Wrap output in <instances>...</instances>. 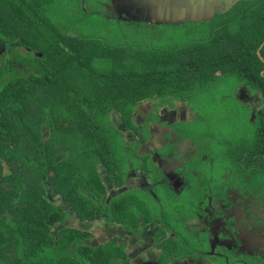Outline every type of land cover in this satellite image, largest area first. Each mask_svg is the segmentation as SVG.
Returning a JSON list of instances; mask_svg holds the SVG:
<instances>
[{"label": "trees", "instance_id": "1", "mask_svg": "<svg viewBox=\"0 0 264 264\" xmlns=\"http://www.w3.org/2000/svg\"><path fill=\"white\" fill-rule=\"evenodd\" d=\"M8 1L0 0V44L16 43L13 50L33 49L38 54L26 68L33 73L30 77L20 75L26 70L23 61L0 58V264H128V245L120 237L91 245L90 232L67 225L69 211L91 222L107 214L129 230L156 224L164 226L165 233L175 228L166 220L162 202L156 212L149 197L142 198L146 192L129 191L108 204L101 167L118 187L126 185L125 166L135 147L127 133L148 135L149 123L140 126L135 120L146 102L153 101L159 110L164 104L174 107L176 101L189 100L195 110V97L231 79L235 86L261 87L264 96V62L257 54L261 49L264 57V0L241 1L235 10L205 23L206 29L190 30L198 34L188 33L189 41L173 48H155L148 38L124 44L80 40L68 34L72 27H66V32L47 28L44 16L56 0H18L19 14ZM65 2L70 8L74 1ZM33 39L46 40L45 49L31 43ZM50 117L57 123H49ZM248 124L252 133L239 137L236 145L232 142V150L238 149L235 161L245 176L250 171L264 174V108ZM180 126L171 132L180 133ZM205 136L223 146L230 143L218 134ZM74 146L76 157L56 160L59 152ZM146 160V166H151L147 156ZM40 170L48 172L44 190L37 186ZM25 172L31 174L28 179L20 176ZM60 183L64 189H58ZM51 196H60L64 203ZM205 216H210L208 210ZM209 230L191 228L185 240L192 241L193 235L199 246L206 247L198 255L200 260L219 261L207 254ZM176 235L179 238L166 245L171 253L179 247H197L183 244L182 229ZM239 257H232L230 263L242 264L244 257Z\"/></svg>", "mask_w": 264, "mask_h": 264}, {"label": "flooded vegetation", "instance_id": "2", "mask_svg": "<svg viewBox=\"0 0 264 264\" xmlns=\"http://www.w3.org/2000/svg\"><path fill=\"white\" fill-rule=\"evenodd\" d=\"M73 1L77 6L81 4L86 11H91L93 14L102 16L104 19L119 21L121 26L138 25L145 27H164L167 26L166 24L178 23L180 20V18H178L179 13H185L180 16L181 20H201L203 17L192 14L188 17L186 16L184 6L188 0H183V3H180L177 0ZM90 1L97 2L98 8H92L89 4ZM235 1L236 0H206V11L204 12V15H212L210 8L215 12H226L232 8ZM76 5L71 6V10H77ZM81 5L80 7L82 8ZM191 5L194 10L195 5L192 3ZM212 5L213 8L211 7ZM196 8V10H202L199 6L198 0H196ZM10 45L8 43L7 45L0 44V58L5 61L12 59L10 58L12 57L10 53L18 46L16 43ZM262 72H264V70H262ZM262 90L261 87L254 88L244 85L232 88V96H236V101L243 107H249L251 109L253 114L250 119L252 122H255L257 114L262 108H264V96ZM176 102L177 104L175 103L176 106L174 105V107L164 104L159 107V110L153 108V101L146 102L138 108L135 120L140 126H145L146 123H149V131L146 136L137 131L130 134L127 133V137L130 139L129 142L135 144V147L138 148L133 147L134 156L128 160L127 166H125V170H127L125 177L126 185L118 187L116 182L111 181L110 178H108V170L105 167H101L107 187L106 201L108 204H110L111 200L116 199L129 191L146 192L147 195L150 194V196L158 201H161L162 192L167 191L166 188H169V185H172L173 189H177V192H182V187L185 185L186 175L190 171L196 150L197 152L199 151V146L196 144L199 139L195 136L191 139H187L181 137L180 133L175 131L171 132V130L164 135H154L160 133L162 126H166L168 129H176L178 124L182 125L183 123H190L199 117V115L194 113V110L190 107L189 100L185 102ZM141 110H146V113H149L147 115L139 114ZM191 110L192 114L190 117ZM121 128H123V126H121ZM204 138L207 141L212 142L210 138L206 136ZM172 144H175L176 147L172 148ZM146 156L149 160V156L153 159V162H151L152 165H148L149 167L146 166L145 163ZM147 195L142 198L148 199L146 198L148 197ZM239 199L240 196L233 192L232 200L234 201V204L232 208L235 210V207L238 206L237 214L243 217V219L238 221L237 231L232 228L231 230L228 227L226 239L222 241L218 237L215 243H212L210 253H207L208 255H213V257H219L220 260L217 258L219 261L208 259L200 260L198 255L202 251H197L195 254L175 253V251L174 253H171L172 250L166 247V245H172L171 240L174 237L176 238L175 230H168L169 232L165 233L164 226L161 224H156L145 230L136 228L135 230H129L127 225L112 222L106 214L98 221L92 223L91 221H88L89 226L86 225V228H83V225L80 224L81 220H78L79 218L76 213H71L67 225L90 232L92 236L88 238V242L93 246L107 244L111 239L120 237L122 243L128 245V264H209V261L212 264H231L232 257L236 259L240 258L239 256L236 257L235 253H239L240 255L243 251L247 252L249 256L255 257V259L257 256H261V258L256 261L260 264L259 262H263L264 260V226L259 225L260 223L264 224V211L255 212L252 215V219H250L249 217L244 216L248 210V205L244 203V198L243 200ZM53 200L63 204L62 200ZM240 203H242V209H239ZM213 207L214 206L205 208L204 213L207 212V209ZM242 211H244V213ZM200 217L201 216H198V218L187 221L186 226L181 228L184 236V245L191 242L190 239L185 240V236L190 234L191 228L194 229L192 227V222L194 220H199ZM203 219L204 218H201L202 222ZM235 220H237L236 217L232 219V221ZM208 222L209 219H207V223ZM177 224L181 226V222H178ZM218 229L219 226L215 230L217 231ZM232 231L235 233L232 234ZM228 235H230V239H228ZM179 249L180 248H178V250ZM186 249L191 250V246ZM241 263L246 264L244 261H241ZM251 263L253 264V262Z\"/></svg>", "mask_w": 264, "mask_h": 264}, {"label": "rangeland", "instance_id": "3", "mask_svg": "<svg viewBox=\"0 0 264 264\" xmlns=\"http://www.w3.org/2000/svg\"><path fill=\"white\" fill-rule=\"evenodd\" d=\"M9 1L8 3H11L13 7V12L15 14H19V8L21 6L19 1ZM89 4L92 8H98L97 2L90 1ZM75 5L76 3L73 2V6ZM80 16L83 17L80 18ZM44 22L47 23V28L55 27V29L59 32H66V27H72L73 29L70 30L68 34L71 37L80 40L96 39L104 41L107 40L113 44H124L126 42H130L131 40L144 41L148 38L150 39L148 43L155 48H173L187 43L189 41L187 37L188 33L191 36L193 34H198L197 31L190 32V30L195 29L201 31L206 29L207 26L205 23L199 25L187 23L182 26L145 27L138 25H123L121 27L119 21L104 19L102 16L93 14L91 11H86L84 6H82V8L79 7L77 10H71L66 4L65 0L55 1V3L50 7L49 12H47V15L44 16ZM78 31L82 33L84 37H80ZM97 35L99 36L95 37ZM44 38H46V36ZM30 42L35 46L39 44L42 49H45L46 47V40L41 41L39 39H33ZM36 54L38 53L35 50L33 51V49L27 50L25 52L19 50L11 51V63L13 60L18 63H22L23 61L26 64V69L28 63L30 64L32 60H34ZM34 67L39 71L38 67ZM30 72V69H26L22 71L20 75L30 77L33 75V73ZM37 75H39V73H37ZM235 85L234 79H231L228 82H221L220 85L215 89H212L201 96L195 97V106L197 109L194 108V113L199 115V117H197L193 122L183 123L178 128V131L181 133V137L191 139L193 136H195L199 139V141L196 142V144L199 146V151L197 152L196 150L195 156L191 163L190 171L186 175L185 185L182 187V192H177V189H173L172 185H169V188H166L167 191L162 192L161 201H158L157 199L152 198L150 195H147L149 197V205L152 207L153 211L157 212L159 210L160 202L164 204L165 212L167 214L166 220L169 223H172V226L175 227L173 229L177 233L181 230L182 226H186L187 221H191L194 218V215L201 216L199 220H194L192 222V227L194 229L201 230L202 232L206 227H208L210 229L209 238L211 239V245L212 243H215L218 237L222 240L226 239L225 236L228 234V227L237 231L238 221L243 219V217L237 214L238 206L235 207V210L232 208L234 204V201L232 200L233 192L242 195L245 200L244 203L248 205V210L244 216L252 219V215L255 212H260L262 210L264 211V174L256 175L250 171L251 175L245 176L243 170L239 166V163L237 165L235 161V153L238 156V149L237 151L232 150V147L237 144L239 137H247L252 133L251 130L253 129L252 125L248 124L253 114L251 109L249 107L246 108L240 105L236 101V96H232V88L236 87ZM153 108L156 109L155 106H153ZM148 113L149 112L146 113V110H141L139 114L147 115ZM191 114L192 111L190 112V117ZM50 119L51 120L49 123H57L55 118L50 117ZM60 129H62L61 126ZM73 130L74 135L73 132H71V135L75 141L76 133L75 129ZM170 130L171 129H168L166 126H162L160 133L154 135H164ZM207 133L218 134L219 138L222 140L224 138H229L230 141L227 142L230 143L226 146H223L215 141H207L204 138L205 134ZM59 137L64 138L65 135L61 134ZM233 140L235 145H232ZM175 147L176 145L172 144V148ZM63 150L59 152L56 160L59 159L60 156H63V160L65 158H74L78 152L77 146H74L69 150ZM149 158L150 162H153L152 157L149 156ZM75 160L76 158L73 161ZM226 172H228V176L224 175ZM241 172L244 176L241 175ZM47 173V171L44 173L42 170H40L39 174L41 176L36 178L37 186H39L40 190L45 189L44 184ZM4 174H9V169L6 167L4 169ZM20 176L24 179H28L31 174L25 172L20 174ZM49 179L52 181V178ZM33 180L34 179H31L30 181ZM64 188L65 187L63 184H58V189L61 190ZM96 192L99 194L103 193V191L97 190ZM105 193H107V187L105 188ZM88 195L92 196V194L89 193ZM65 205L68 209V205ZM211 206L214 207L207 209L210 216H205V208ZM241 206L242 203H240L239 209H242ZM182 209L183 211L180 212ZM242 212L244 213V211ZM69 213L71 214V211H69ZM73 213L75 212L73 211ZM204 217L209 219L207 224L201 221V218ZM235 217L237 220L232 221V219ZM178 222H181V226L177 224ZM261 225L264 226V224L260 223L259 226ZM218 226L219 229L216 231L215 229ZM176 237L179 238L177 235ZM192 243L197 244L195 249L193 246H191V250L179 247L180 249L176 250L175 253L195 254L197 251L207 250L206 247H201L198 245L199 242L193 239V235L191 244ZM227 255L230 256L229 254ZM240 255H243L244 257V259H241V261L249 263L258 261L261 258V256H257L256 259L255 257H250L248 253L244 251ZM235 256H239V253H235ZM259 263H264V260L263 262Z\"/></svg>", "mask_w": 264, "mask_h": 264}, {"label": "crops", "instance_id": "4", "mask_svg": "<svg viewBox=\"0 0 264 264\" xmlns=\"http://www.w3.org/2000/svg\"><path fill=\"white\" fill-rule=\"evenodd\" d=\"M177 1H179L180 3H183V0H177ZM241 1H246V0H236L234 5L232 6V8H230L226 12H222V11L215 12L213 9L210 8V11H212V15L211 16H205L204 12L206 11L205 10L206 0H198L199 6L201 7L202 10H196L197 9L196 8V0H188L184 6V10L186 11V16L188 17L190 14L200 15V16H203L202 19L201 20L194 19L193 21H189L188 19H185V20L182 19L181 20L180 16L184 15L185 13H179L178 18H180V20L178 21V23L175 22L174 24H166V25L167 26H182V25H185L187 23H193V25H199V24H203V23L209 24V23L213 22L214 20H216L218 15L227 14V13L235 10V8L238 6V4ZM191 3L195 5L194 10H193V6L191 5ZM211 7L213 8V5Z\"/></svg>", "mask_w": 264, "mask_h": 264}, {"label": "water", "instance_id": "5", "mask_svg": "<svg viewBox=\"0 0 264 264\" xmlns=\"http://www.w3.org/2000/svg\"><path fill=\"white\" fill-rule=\"evenodd\" d=\"M85 2V1H84ZM257 54H258V56L263 60V62H264V57L262 56V53H261V49H259L258 51H257ZM262 74L264 75V72H262ZM58 199L59 200H62V198L59 196L58 197ZM78 220H80V219H78ZM92 223V222H91ZM80 224H82L83 225V228H86V225H88L89 226V223H88V221H83V220H81L80 221ZM123 237H125V236H123ZM125 238H127V237H125Z\"/></svg>", "mask_w": 264, "mask_h": 264}]
</instances>
